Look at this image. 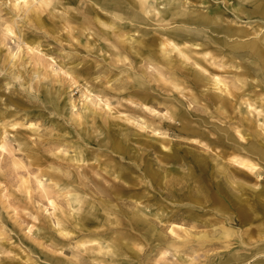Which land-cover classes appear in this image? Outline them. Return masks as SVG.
Here are the masks:
<instances>
[{"label":"rangeland","instance_id":"obj_1","mask_svg":"<svg viewBox=\"0 0 264 264\" xmlns=\"http://www.w3.org/2000/svg\"><path fill=\"white\" fill-rule=\"evenodd\" d=\"M28 1L19 12L13 2L4 6L8 0L0 5V140L5 131L13 148L12 155L0 151V264H264V196L253 195L264 191V156L252 150L257 145L264 151V66L249 47L256 44L264 61V33L256 35L264 18L238 0H185L180 15L165 24L146 15L138 21L132 13L116 21V33L102 36L88 18L80 36L66 28L79 27L73 12L93 7V18L109 21L111 14L96 3L101 0H58L53 12ZM127 8L141 13L138 6ZM198 16L209 24H182ZM35 18L46 26L39 28ZM8 25L18 42L33 41L32 52L17 50L19 43L5 33ZM172 32L180 35V48L194 54L186 53L191 58L185 61L173 52L168 66L160 44ZM128 37L140 38L154 53L147 56ZM113 51H125L127 59L117 62ZM11 74L21 77L8 88ZM130 76L148 90V110L131 104L137 101L129 96ZM86 88L96 96L94 105L79 101ZM83 104L92 112L85 121L77 116ZM10 123L21 126L3 130ZM89 125L109 138L120 128L136 133L123 161L104 150ZM149 128L167 130L171 139L150 135ZM76 148L89 164L104 168L110 162L120 169L126 178L115 184L122 200L110 195L114 189L97 192L100 181L70 160ZM97 154L100 163H92ZM239 160L256 167L250 171ZM38 162L39 168L31 165ZM48 167L63 172L81 197H90L83 210L73 211L65 191L45 178L42 190L39 170ZM81 173L93 179L90 190L79 187L88 182ZM88 202L96 208L89 218ZM136 210L151 229L130 225ZM171 223L205 239L160 260L165 243L175 240ZM223 230L231 236L220 238ZM111 243L116 256L98 253L100 244Z\"/></svg>","mask_w":264,"mask_h":264},{"label":"bare ground","instance_id":"obj_2","mask_svg":"<svg viewBox=\"0 0 264 264\" xmlns=\"http://www.w3.org/2000/svg\"><path fill=\"white\" fill-rule=\"evenodd\" d=\"M89 1H92V0H88V2ZM93 1L96 2V0H93ZM12 2H13V8L16 12L21 11V4L22 3L24 5V7H28V5H29L28 0H21L20 3H17V0H12ZM184 2H185V0H101V2L97 1L96 3L100 9H102L103 11H108L111 14L109 21L103 22L100 19V17H98V15L94 16V18H93L92 13H94L95 10L93 9V7H91L88 9H82L78 13L73 12L76 15V23H78L79 27L73 28L71 26V24H68L66 28L68 29L69 34L76 32V34H80V36H81V32L83 30H86V28H85L86 20L88 18H90V19H94V21H96V23H98V25L101 27V29H100L101 35L106 36L110 30H112V33H116L115 31L118 30V27H117L118 25L116 23L117 20L118 21L123 20L124 17H122V16H127L129 18V16H131L132 13L134 15V18L138 21H144L145 18L143 17V15H146L147 17H150L153 20L155 19L157 23L165 24L167 21H169L172 18L171 16L174 17V16L180 15L179 9L183 5ZM236 3H237V5H240V6L248 5L247 7H250V8L253 7V12H252L253 14H254V11H258L262 7H264V4H262L261 0H238ZM58 5H59L58 0H43V2H41V0H38V2H37V7L39 9L48 10L50 12L57 11ZM90 5H94V3H90ZM128 5H130L132 8L138 6L140 8L141 13L135 11L136 9H134L132 11L128 10V8H127ZM234 7L237 8L236 6H234ZM140 14H142V15H140ZM257 16L264 18V15H257ZM189 19H191V18L188 17V19L182 20V24L186 25V24L200 23V24H204L205 26H207L210 22V20L207 17H201V16H198L195 19H191V20H189ZM27 21L31 22L32 21L31 17H27ZM34 21L37 23L39 28H44L46 26V24H43L42 20H40L38 18H35ZM103 29H107V30L105 31ZM9 32L11 33L14 41H17V35L15 34L11 25H8L5 27V33L8 35ZM44 33L49 34L47 29L44 30ZM166 36L169 37V39L167 40V43L161 42V44H160L161 46H163V48H162L163 52H165L163 54H160V57L166 65L169 66L172 64L173 58L171 55L173 52L178 53L177 55L183 57V59L185 61H187L191 58L186 53H190L193 55L194 52H192L189 48H184V49L180 48V40H179L180 35L177 32L167 33ZM126 40L129 41L128 43L130 45H137V46H140V49H144L147 56H150L152 53H154L148 49L149 48L148 44H146L140 38L138 39V38H134V37H128V38H126ZM122 42L125 43V41H122ZM17 43H19L18 47H17L18 51L20 50V47H22V46H25L29 52H32L34 50L30 46L31 44H34L32 40L25 41L24 39H22L20 42L17 41ZM249 47H251L250 50H251L252 56L258 58V60H261L262 65L264 66V61L262 60L263 54L261 53V50H259V48H257L256 44L250 45ZM101 48L104 49L105 47L101 46ZM124 52L125 51H113L112 55L117 59V62H123L127 59L124 56ZM15 57H16V55H13V59ZM59 70L63 71V69L60 67H59ZM64 74L68 75L66 71L64 72ZM20 77H21L20 75L11 74V77L8 79L7 85H9L14 79H19ZM129 79L131 80V84H130L129 88L134 89L129 93V96H131L133 99H135L137 101V102L132 101L131 104L143 107V108L148 110L147 104L149 103L148 99L150 98V95H148V93H147L148 90L146 89L144 83L138 77L130 76ZM219 83L220 82H218V83L214 82V85L218 86ZM221 85L225 89H227L224 84H221ZM101 87H102V85H101ZM220 91L223 92V90H220ZM81 93H82L81 94L82 96H80L81 99L79 101H82V102L87 101L88 104H90V105H94L96 103L95 102L96 96L92 95V91L89 88L85 89V93L84 92H81ZM97 98H98V96H97ZM101 99H103V98H101ZM47 100H49L53 104L56 103L55 98L51 95H47ZM72 107L74 108L75 106L72 105ZM82 109H84V113H79V114H77V116L79 117L80 120L85 121L89 117V115L92 114V112H90L89 106H87L86 104L82 105ZM86 111H88V113H86ZM151 113H153V112H151ZM175 114L177 115L176 111L172 112V115H175ZM161 119H163V117H161ZM164 119H167V118L164 117ZM18 126H21V125H19L18 123L3 124V130H6V128H16ZM27 127L33 132L37 131V128L32 124L28 125ZM183 130L187 131L188 129L184 127ZM153 131H158V130L155 129ZM81 138L87 139L86 134L83 133ZM261 148H259L257 145H255L252 147V150L255 154H258L260 157H263L264 151ZM0 151L2 153H7L8 155H12V152H13L11 141L8 138L5 131L3 132V137L0 140ZM65 153H66V150L61 151V154H60L61 157H63V155ZM74 154H75L74 157L70 159L71 161L79 163L80 158H83L89 164L88 159H85V156H84L82 149L76 148V151H74ZM96 157L97 156L94 155L92 157L91 161L96 160ZM237 162L240 166H242L243 168L249 169L250 171H253L256 167L254 164L248 162L247 160H239ZM99 163H97V164H99ZM31 165L38 166V168H39L42 165V163L38 162L37 164L33 163ZM79 167H81V169L84 168L83 166H79ZM97 168H98V166L89 164V167L87 169L91 171V175H92L93 172H96ZM99 168H103V167H101V165H100ZM106 168L107 167H104L103 169H106ZM114 168H115V171L120 174V181L126 178V176L121 173L119 168H117V167H114ZM57 171H58V169L55 167H48V168H46V170L44 169L43 171L39 170V173H40V177L38 180L39 186L42 187V190H44V191L47 190L43 186L44 184H43L42 179L45 178L46 182L54 183V185L58 186L60 188V190L65 191V195L68 198L70 208H72L73 211L79 212V211L83 210V206L86 204H84V202H82V197L80 196L79 192L77 191L76 185L72 181L65 179L66 177H63V172L60 176L57 175L56 174ZM98 175H99V173H98ZM81 176L88 181L90 179V177L87 176L85 173H81ZM105 179H108L109 183L114 186L115 191L112 192V194H110V195L114 196L117 200H122L125 195L122 194L120 186H116V184H115L116 181L111 180L110 177H105ZM92 181H93V179H92ZM124 183L125 182H123V184ZM93 184H94V182H93ZM100 185L102 187H100ZM98 186L101 189H105V187H107V185L103 184V181H100ZM95 187H96V185H95ZM105 191L107 192V190H105ZM100 192L102 193L103 190H101ZM253 195L255 198L263 197L264 191H253ZM50 204L53 206V202H50ZM88 206H89V209H91L88 211V218H89L90 216H93L96 208L94 206L90 205L89 202H88ZM130 221L132 222V223L130 222V225L133 228L145 227L146 229H151V228H149L150 225L148 224V222L146 220H144V218L140 215L138 210H136V212L134 213V216L132 217V219ZM181 227L182 226H179V225L174 224V223L170 224L169 233L175 237V240H172L170 242L165 243L164 250L161 252L160 260L169 259V256L174 257L176 253L178 254L180 249L185 248L189 243H191L193 241L196 243H201L205 239V235H202L199 237H191L192 235L187 230H185ZM231 234L232 233L223 230L220 238H227V237L231 236ZM115 248L116 247L112 243H111V246H106V247H103V244H100V249L98 250V253H101L103 250H107L106 252L103 253L104 255L116 256L117 252H116ZM93 262H95V261H93Z\"/></svg>","mask_w":264,"mask_h":264},{"label":"clouds","instance_id":"obj_3","mask_svg":"<svg viewBox=\"0 0 264 264\" xmlns=\"http://www.w3.org/2000/svg\"><path fill=\"white\" fill-rule=\"evenodd\" d=\"M21 0H17V3H20ZM32 4H36L37 0H31ZM41 2H43V0H41ZM262 4H264V0H261ZM12 3V0H8V5H4L5 7L10 6ZM0 5H3V0H0ZM254 14L256 15H264V7H262L260 10L258 11H254ZM261 33H264V27L260 28V31L256 33L257 36H259ZM8 36H11V33H8ZM45 59H48L47 57ZM21 67L27 68L28 65H20ZM39 67H43V65H38ZM27 74V73H26ZM45 77L41 76L39 78V80H43ZM33 83H38L37 81H33ZM12 85L9 84L8 88H11ZM82 111H84V109H82ZM105 116H107V113H105ZM175 122V121H173ZM88 127L93 129L92 134L96 137L97 142L99 143L100 141H104V144L102 145V147L104 148V150L106 151H111L113 155H119V158L121 161L124 160V156L128 154V149L129 147H131L133 145V141H132V137L134 135H136V133H133L131 130L129 129H125V128H120L118 129L115 133H113L111 135V137L109 138L105 132L103 131H99L97 129H95L94 125H89ZM154 128L159 129L160 125L156 124L154 125ZM148 133L150 135H155L157 137H160L161 139L164 140H168L171 139V134L169 131L167 130H158V131H153L152 128L148 129ZM135 147H139V145H136ZM135 150V148H133V151ZM142 152H144L145 154H147V149H141ZM102 159V157L97 154L96 160L92 161V163H99V161ZM132 163H135L134 161H131ZM79 165H82L84 168H88L89 164L86 160H84L83 158H80L79 160ZM99 173V175H98ZM92 176H94L96 178L97 181H103L104 185H107L108 189H114V186L112 184L109 183L108 179H105V177H110L111 180L120 181V174L118 172L115 171V168L113 167V165L108 162L107 163V168L103 169V168H97L96 172L92 173ZM72 179V178H70ZM94 186L93 181L91 179H89V181L87 183H82L81 185H79V187L81 188H86V189H91ZM97 188V192L103 190L101 189L98 185H96ZM93 194V198H94ZM90 199V197L88 195H85L82 197V202H87ZM139 251H143L142 249H138ZM260 258H264V252L260 253ZM255 259V258H254Z\"/></svg>","mask_w":264,"mask_h":264}]
</instances>
